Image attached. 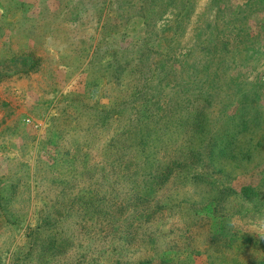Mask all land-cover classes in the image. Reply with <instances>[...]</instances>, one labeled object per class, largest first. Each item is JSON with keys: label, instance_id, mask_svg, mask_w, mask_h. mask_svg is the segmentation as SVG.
Masks as SVG:
<instances>
[{"label": "rangeland", "instance_id": "1", "mask_svg": "<svg viewBox=\"0 0 264 264\" xmlns=\"http://www.w3.org/2000/svg\"><path fill=\"white\" fill-rule=\"evenodd\" d=\"M161 1L0 0V264L264 261V211L239 193L264 167L233 171L231 191L184 179L201 170L171 123L213 100L211 126L233 131L256 84L264 105V0ZM149 150L178 164L151 194ZM218 222L258 243L227 249Z\"/></svg>", "mask_w": 264, "mask_h": 264}, {"label": "trees", "instance_id": "2", "mask_svg": "<svg viewBox=\"0 0 264 264\" xmlns=\"http://www.w3.org/2000/svg\"><path fill=\"white\" fill-rule=\"evenodd\" d=\"M157 1L158 0H154L155 3ZM159 4H161V11H171L170 7H174V0H166L165 2L161 1ZM187 4L188 1L186 0L180 5V8L186 9ZM199 34L203 35L205 32L199 31ZM220 49L224 50L223 45L214 44L213 48L203 47L202 51L204 52L205 57L212 56L213 58L216 54L222 51ZM30 51L31 50H29L28 54L24 52L15 53L10 61L14 62L15 59L18 61L29 58L32 56V52ZM33 67L34 64L32 63L28 70H32ZM119 74L120 73L117 72L114 76L115 80L118 79ZM187 88H190V86ZM257 88H262V86L259 84L253 85L247 94L239 96V112H236L232 116L229 115L232 118L229 119L230 124H234V126H232L233 131L229 130L231 127H228V129L227 127L222 128L211 126L207 109L210 108L213 100H211V102L209 100L208 103L203 105L200 104L195 108L193 113L194 120H192L190 124L185 122L183 119L184 117L175 120V122H171L172 124H175L176 128L184 125L189 127V129L184 132L185 134L183 137L180 138V147L176 144L175 149L178 150L177 155L184 153V155L190 154L191 157H194V159L196 158L197 160L193 163L199 164L201 170V173L195 172L191 175L188 173V176L183 177L184 179H192L195 180V182L198 181L205 183L216 189L221 187L219 192L231 191L225 185V181L227 182L228 179H232L236 176L233 174V171L238 168L242 169L244 167L243 165L249 164L253 161L257 163L256 167L260 164L264 167V105L258 104L260 100L262 101V98L254 91ZM228 107L229 104L228 106H224L225 112L228 110ZM141 130L142 129H139L138 135ZM179 131L181 132V130ZM174 136L177 138V135ZM145 139L144 134L138 136L136 145L140 148V153L146 151ZM119 158L121 159V157ZM141 161L146 164V169H144L142 174L145 178V189H147V194H151L161 187L160 181L165 177L163 176L164 174L173 172L174 169L178 168L177 162L162 164L158 158V152H151L150 150L147 152L146 157ZM122 163L123 161L121 164ZM140 169L143 170V168ZM214 174L221 179L217 181ZM239 193L242 198V201H240L242 204L249 202L252 204L253 211H264L262 210L264 209V171H262L257 186H245ZM206 207L209 209L210 206L208 205ZM148 216L149 215H147V217ZM222 218H224V215H222ZM224 228L223 222H218L213 230V237L215 239L214 241L222 238L221 242L222 244L225 243L223 246L227 247V249H231L233 244L237 242L235 246L236 249L239 252H244L250 244L258 243L257 240H254L252 237L239 234V232H225ZM224 237H227V239ZM168 256H170V253L165 257L162 255L163 258L151 257L143 259L139 261L138 264H187L183 260L168 258ZM209 264H211V259ZM231 264L240 263L239 261L232 260ZM251 264H256V262L253 261ZM262 264H264V261H262Z\"/></svg>", "mask_w": 264, "mask_h": 264}]
</instances>
